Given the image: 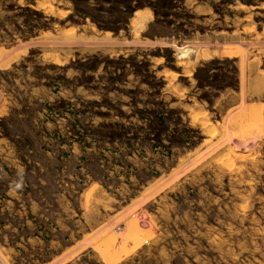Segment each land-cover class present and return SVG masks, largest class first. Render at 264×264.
<instances>
[{"label":"rangeland","instance_id":"1","mask_svg":"<svg viewBox=\"0 0 264 264\" xmlns=\"http://www.w3.org/2000/svg\"><path fill=\"white\" fill-rule=\"evenodd\" d=\"M0 264H264V0H0Z\"/></svg>","mask_w":264,"mask_h":264}]
</instances>
